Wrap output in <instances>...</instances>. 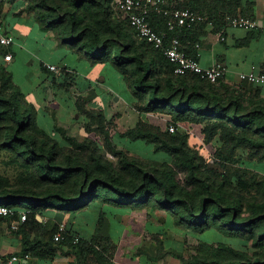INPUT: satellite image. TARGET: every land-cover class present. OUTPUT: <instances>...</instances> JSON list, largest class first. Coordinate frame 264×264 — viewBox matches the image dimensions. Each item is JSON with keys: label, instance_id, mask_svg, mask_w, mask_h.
I'll return each instance as SVG.
<instances>
[{"label": "trees", "instance_id": "1", "mask_svg": "<svg viewBox=\"0 0 264 264\" xmlns=\"http://www.w3.org/2000/svg\"><path fill=\"white\" fill-rule=\"evenodd\" d=\"M18 1L27 3V11L40 29L53 33L60 46L87 58L92 65H112L127 81L142 113L159 112L201 125L208 143L219 138L222 145L210 163L189 146L184 133L171 134L142 124L131 129L128 136L170 157L169 164L146 165L114 146L99 114L95 119L100 133L116 161L108 159L92 141L75 140L76 150L65 149L39 130L35 107L14 84L2 60L0 156L8 153L9 164L17 165L22 173L16 184L0 178V205L17 208L29 203L27 215L31 214L35 225H39L35 216L43 210L80 212L97 200L157 208L167 211L175 225L192 233L215 230L249 242L253 248L250 253L224 244L205 246L191 258L181 256L182 264H264V175L243 167L239 153L246 150L251 161L264 162V98L260 89H251L246 83L231 85L222 80L213 84L195 75H175L174 65L163 52L139 39L130 24L118 16L112 0H0V15L6 3ZM185 1L182 8L204 14L219 32L225 28L226 16L249 17L238 13L239 0H212L208 14L200 11L206 3L198 2L200 6L194 7ZM148 19L155 30L165 29L163 15L151 13ZM203 25L210 29L207 23L196 28ZM196 28L176 35L186 41ZM13 47H1L4 51L0 56H14ZM56 231L58 228L50 232L51 243L68 245L77 259L72 264H113L104 239H79L74 244L75 237L66 234L56 242ZM158 242L159 251L164 252L163 241ZM25 245L24 253L39 256L38 241L31 246L26 241Z\"/></svg>", "mask_w": 264, "mask_h": 264}, {"label": "rangeland", "instance_id": "2", "mask_svg": "<svg viewBox=\"0 0 264 264\" xmlns=\"http://www.w3.org/2000/svg\"><path fill=\"white\" fill-rule=\"evenodd\" d=\"M196 1L197 3L204 2L207 5L212 0ZM24 3L26 6L20 13L33 16L27 11V3L25 1ZM186 4H190L188 0ZM11 5L12 3H6L4 8H10ZM3 24L7 27L5 23ZM51 34L54 37V34ZM71 52L78 55L72 50ZM78 57L72 56L69 62L77 68L83 66L82 70H85L89 61L85 57L80 58L79 55ZM24 61L22 67L18 60L16 65L12 67L13 69L9 68L13 82L21 88L27 95L29 102L34 105L39 130L56 140L65 149L76 150L75 140L79 142L92 141L99 146L100 152L106 155L108 159L116 161L107 147L95 119L100 115L105 120L106 130L110 133L114 146L146 165L169 164L170 157L166 153L156 152L153 145L141 140L134 141L128 136L131 129L142 124L160 128L171 134L184 133L188 137L189 146L210 163L214 161L215 151L222 145L219 138L208 143L204 128L201 125L182 122L176 120L173 115L159 112L142 113L137 106L138 101L134 98L124 78L122 79L123 82L120 83L122 84V88L120 85V93L109 91L107 88L105 90L109 84L103 78L105 77L104 74L107 75L110 71L109 66L101 75L92 76L88 74L87 83H84L70 69L66 73L50 72V80L56 81L51 85L49 80L48 83L44 82V77L40 71L36 72L35 64L30 67ZM45 63L52 65L50 60L45 61ZM54 66L60 69L66 67L63 63ZM113 71L115 70L110 71L111 77L114 82H117L118 74ZM114 82H111L112 86H116ZM247 86L251 89H257L253 85L248 84ZM55 87L62 97V99L59 98L58 102H55L54 98L50 101V90L56 93ZM44 98L46 102L42 101ZM93 112L98 114H93ZM92 114L93 116H91ZM171 126L175 127L174 132L170 131ZM239 153L243 167L264 175V162L251 161L246 150H240ZM10 160L11 156L8 153L0 156V178H7L11 184H16L20 181L22 170L17 165L9 164ZM182 177L183 175L180 174L179 178ZM21 206L30 207L31 205L26 202L22 203ZM102 213H105L103 217H101ZM70 214L66 220L68 221L73 217L72 223L77 218L82 222L83 220L80 218H83V215L94 220V223H90L92 227L85 229L91 231L93 228L95 229L97 224L96 232L98 230V233L108 242L109 251L118 263L125 261L128 264H136V262L145 261L147 264H182L181 256L191 258L205 246L217 247L221 244L239 251L253 252L251 243L238 238L225 237L215 230L195 234L189 228L178 227L167 211L157 208H134L97 200L83 211ZM99 221H101V226H98ZM155 236H159L160 239H156ZM158 240L163 241L164 252L159 251Z\"/></svg>", "mask_w": 264, "mask_h": 264}, {"label": "crops", "instance_id": "3", "mask_svg": "<svg viewBox=\"0 0 264 264\" xmlns=\"http://www.w3.org/2000/svg\"><path fill=\"white\" fill-rule=\"evenodd\" d=\"M239 1H241V8L237 9L238 12H244L249 17L252 16L264 21V0ZM189 3L190 6H200L196 0H189ZM209 4L210 2L204 7H201L200 11L208 14L210 8V6H208ZM25 6L26 4L24 1H18L12 4L10 8H3L0 15V23L3 22L7 25L8 33L16 40L14 47L11 48V52L14 55L13 61L4 65L9 72V68L11 69L14 67L18 60L20 61L19 65L21 67L25 60L24 63L30 67L34 64L36 65V72L40 71L42 73L43 79L45 80L44 82L48 83L49 80L50 84L53 85L52 80H50L51 74L45 72L42 68V64L45 63V61L48 62V60L52 62V65L63 63L72 72L74 71L84 83L88 82L86 81V78L89 79L88 74L92 76L95 74L101 75L105 72L104 70L107 66H109L110 71L113 69L116 71L112 65L108 64L92 65L89 62L85 70H82L83 66L80 68L73 66L69 62V59L72 56L78 57V55L72 53L68 47L60 46L51 33L42 31L35 21L34 16L21 14L20 12ZM224 36L225 40L221 41L218 30L207 29V27L203 25L193 31L190 35V39L186 41L183 40V44L189 55L197 57L198 54V61L205 68L211 67L217 62L225 64L228 72L224 81L228 84L241 85L238 79L241 73H264V32L229 28L226 30ZM2 50L3 49L0 47V52ZM2 60L3 56L1 55L0 63H3ZM110 71L107 75L104 74L105 77L103 79L109 84L108 87H105V90L107 88L109 91L120 93L119 91H121L122 88V84L120 83L123 82V77L116 71L118 78H116L117 82H114ZM115 71L113 72L115 73ZM111 82H114L116 86H118H112ZM101 83H103L102 80ZM255 87L260 89L261 97L264 98V86ZM55 89L56 93L52 90L50 91H52L54 101L58 102L59 98L62 99V97L59 95L60 92H57L56 87ZM22 93L26 96V101L31 105L32 103L29 102L27 95L23 91ZM45 100V98L42 99L43 102H46ZM115 100L117 101V98H115ZM17 209L19 212L29 211L28 207L23 206L17 207ZM30 215L27 224L20 221L19 214L7 219L0 218V264H72L76 262V256L70 252L68 245H60L55 242L51 243L50 232L56 228H58L59 231L61 225H65L67 228V235L71 234V236L75 238L92 240L97 237L102 240L104 239V237L98 233V230L96 232L97 224L95 225V229H89L91 231L85 229L86 227L91 228L92 224L90 223H94V220L87 218V215H83V218H80L83 220L82 222L75 217L77 219L72 223V220H74L72 219L73 217L68 219V221L66 220L69 218V215H71L70 213L43 210L42 214H37L35 216L39 225H35ZM13 223L19 224V229L17 231L11 229ZM58 231H56V233H58ZM26 241H28L30 246L36 241L39 242V248H37L39 256L31 253H29V255L24 253L26 251ZM102 245L103 248H106L105 243ZM26 255L29 256L28 259L25 258ZM13 257H18L20 261L10 263L9 261ZM115 259H113L112 262H117ZM120 263L128 264L125 261Z\"/></svg>", "mask_w": 264, "mask_h": 264}, {"label": "built area", "instance_id": "4", "mask_svg": "<svg viewBox=\"0 0 264 264\" xmlns=\"http://www.w3.org/2000/svg\"><path fill=\"white\" fill-rule=\"evenodd\" d=\"M184 0H112V5L116 10L118 16L127 21L130 26L136 31L137 37L152 45L155 49L163 52L168 61L174 65V74L177 76H191L195 75L202 80L208 81L213 84H219L224 80L228 69L225 64L221 62L215 63L213 66L205 68L198 61L197 57L191 56L181 41L180 37L176 35L184 29L191 30L199 26V24L207 23L210 29L215 28L214 21L208 19L204 14L195 11L189 7L182 8L181 4ZM151 13H158L165 17V29L157 31L149 22V15ZM225 28L221 30L220 40H225V32L227 29H243L247 31L262 30L264 32V21L259 19H251L243 15H228L224 19ZM15 45V38L8 33L7 27L0 23V46L9 48ZM5 63L13 61L12 54H7L3 58ZM50 72H63L64 69L57 68L54 65L47 63L43 64ZM65 71V72H66ZM239 82L246 83L253 86H264V73H241L239 74ZM174 126L170 127V131L174 132ZM19 214L20 221L25 223L28 218L27 212H19L15 207H8L0 205V217L11 218ZM11 229L17 231L19 229L18 223H13ZM67 234L65 225H61L58 233L54 239L56 242L64 239ZM79 242V238H75L74 244ZM26 259L29 256L25 257ZM20 261L18 257H13L9 262L13 263ZM113 264H119L113 262ZM136 264H144L142 261Z\"/></svg>", "mask_w": 264, "mask_h": 264}, {"label": "water", "instance_id": "5", "mask_svg": "<svg viewBox=\"0 0 264 264\" xmlns=\"http://www.w3.org/2000/svg\"><path fill=\"white\" fill-rule=\"evenodd\" d=\"M53 100V97H52V91H50V101Z\"/></svg>", "mask_w": 264, "mask_h": 264}]
</instances>
